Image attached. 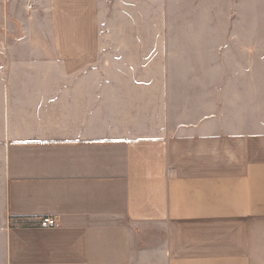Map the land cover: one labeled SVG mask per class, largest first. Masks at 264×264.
<instances>
[{
  "label": "crops",
  "instance_id": "1",
  "mask_svg": "<svg viewBox=\"0 0 264 264\" xmlns=\"http://www.w3.org/2000/svg\"><path fill=\"white\" fill-rule=\"evenodd\" d=\"M0 264H264V0H0Z\"/></svg>",
  "mask_w": 264,
  "mask_h": 264
},
{
  "label": "built area",
  "instance_id": "2",
  "mask_svg": "<svg viewBox=\"0 0 264 264\" xmlns=\"http://www.w3.org/2000/svg\"><path fill=\"white\" fill-rule=\"evenodd\" d=\"M36 225L40 228H52L57 225V222L52 217H46L38 220Z\"/></svg>",
  "mask_w": 264,
  "mask_h": 264
}]
</instances>
